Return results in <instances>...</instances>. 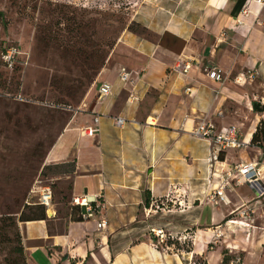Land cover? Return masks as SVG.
<instances>
[{"label":"crops","instance_id":"crops-1","mask_svg":"<svg viewBox=\"0 0 264 264\" xmlns=\"http://www.w3.org/2000/svg\"><path fill=\"white\" fill-rule=\"evenodd\" d=\"M134 22L147 36L123 34L86 110L71 118L47 156L49 166L73 165L66 176L72 200L97 198L101 215L83 219L86 210L73 204L67 217L54 210L46 220L22 222L28 264H264V199L230 179L227 202L212 200L235 167L262 160L264 143L249 149L251 156L228 149L215 162L214 145L194 135L200 123L212 122L238 127L250 144L264 122V6L146 0ZM180 62L190 65L186 75L175 71ZM123 67L131 73L127 83L119 79ZM212 68L224 73L222 83L207 76ZM249 70L257 77L238 83ZM104 83L112 95L100 99ZM96 116L99 132L89 136ZM103 219L107 229L99 230ZM167 226L176 238L159 245L151 228ZM175 240L188 242V250ZM239 251L242 258H227Z\"/></svg>","mask_w":264,"mask_h":264},{"label":"rangeland","instance_id":"rangeland-1","mask_svg":"<svg viewBox=\"0 0 264 264\" xmlns=\"http://www.w3.org/2000/svg\"><path fill=\"white\" fill-rule=\"evenodd\" d=\"M145 3L0 0V264H28L21 252V220L37 219L43 210L47 218L54 210L62 217L72 213L66 176L74 167L49 166L48 153L71 118L89 105L101 71L114 65L123 34L147 36L134 22ZM11 48L20 53L14 68L2 61ZM47 189L53 199L49 211L40 205ZM167 228H161L168 235L165 244L171 235L176 238ZM173 243L188 250V242ZM237 257L243 253L227 258Z\"/></svg>","mask_w":264,"mask_h":264},{"label":"built area","instance_id":"built-area-1","mask_svg":"<svg viewBox=\"0 0 264 264\" xmlns=\"http://www.w3.org/2000/svg\"><path fill=\"white\" fill-rule=\"evenodd\" d=\"M256 3L264 6V0H255ZM244 15H248V10L244 11ZM239 24H242L241 21H238ZM19 51L16 48H11L5 53L2 54V61L4 65L9 68H14L16 64V58L19 56ZM190 70V65H186L180 62L175 71L183 74H187ZM257 72L255 70H249L247 72L241 73L236 81L238 83H246L247 81H253L257 77ZM207 76L218 83H222L224 81V73L217 68H212L207 72ZM131 73L127 70V68H121L119 79L123 83H127L130 81ZM112 86L108 83L102 84L99 90V98L106 99L112 95ZM133 101H139L138 98L133 97ZM86 110V107L85 109ZM99 117L96 116L94 119V126H90L87 128V134L89 136H94L99 132ZM116 124L118 127H122L125 124V120L123 118H116ZM264 127V122L262 123ZM194 135L201 139H205L211 142L214 147V156L213 161L217 162L219 160L220 153L228 150H240L247 151V149H251L254 147H258L257 144L253 145L252 143L247 144L241 140L240 129L236 126H230L227 128L218 129L212 122L209 123H200L199 126L195 129ZM230 179H234L237 185H248L254 191L257 200L264 199V157L260 161L251 162V163H243L235 167L234 171L227 175V178L221 179V183L215 189L213 194V201L217 199V202H227V198L225 196V190L232 186V183L229 181ZM46 193L42 194V199L40 201V205L46 207L47 211L51 209L52 206V192L50 189H47ZM74 206H78L80 208H84L86 210L85 215H83V219H92L96 218L98 212L100 211V203L97 198L88 199V198H77L73 201ZM251 212V211H250ZM242 217L247 216V212L243 211L241 214ZM233 225H236L238 222L229 221ZM99 230L107 229V222L105 219L101 220L98 223ZM153 236L158 240L159 245L165 244V240L168 238L165 231L163 229H152ZM189 264H205V262L191 260Z\"/></svg>","mask_w":264,"mask_h":264},{"label":"trees","instance_id":"trees-1","mask_svg":"<svg viewBox=\"0 0 264 264\" xmlns=\"http://www.w3.org/2000/svg\"><path fill=\"white\" fill-rule=\"evenodd\" d=\"M254 107H256L257 110H260L256 104L254 105ZM263 143H264V127H263V124H261L259 126V128H258L255 136H254V139L252 141V144L253 145H256L257 144V146L260 147V146H263ZM219 158H220V160H222L221 155H220ZM75 207L76 208H79L78 206H75ZM41 214L42 215L39 218H37V219L25 218V219L21 220V222H30V221L46 220L47 217H46V213L44 212V210L42 211ZM21 252H24L23 246H22Z\"/></svg>","mask_w":264,"mask_h":264}]
</instances>
